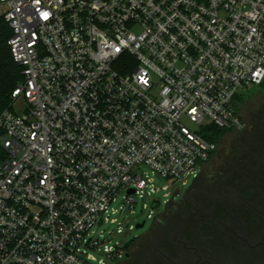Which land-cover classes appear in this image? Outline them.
<instances>
[{
    "label": "built area",
    "instance_id": "2783aa9c",
    "mask_svg": "<svg viewBox=\"0 0 264 264\" xmlns=\"http://www.w3.org/2000/svg\"><path fill=\"white\" fill-rule=\"evenodd\" d=\"M0 15L22 75L0 112V264H121L125 245L92 228L121 192L133 212L158 190L139 167L196 179L203 128H245L264 0H0Z\"/></svg>",
    "mask_w": 264,
    "mask_h": 264
},
{
    "label": "flooded vegetation",
    "instance_id": "af4514ba",
    "mask_svg": "<svg viewBox=\"0 0 264 264\" xmlns=\"http://www.w3.org/2000/svg\"><path fill=\"white\" fill-rule=\"evenodd\" d=\"M121 264H264V147L207 165Z\"/></svg>",
    "mask_w": 264,
    "mask_h": 264
},
{
    "label": "rangeland",
    "instance_id": "374dc122",
    "mask_svg": "<svg viewBox=\"0 0 264 264\" xmlns=\"http://www.w3.org/2000/svg\"><path fill=\"white\" fill-rule=\"evenodd\" d=\"M256 88V86H250L249 92L251 93L239 102L240 114L246 123L245 128L243 130H231L226 132L220 144L217 145L216 152L212 158L203 165L202 170L209 163L220 162L222 157L229 159L228 162L236 157L239 158L241 152L255 147L257 143L264 147V87L261 89ZM184 121L189 127H196L188 120L184 119ZM139 170L143 176L147 175L151 178L152 184L158 188V190L143 198L136 196L133 212H129L128 207L124 205L122 197L125 192H121L119 196L116 197V200L111 203L108 220L97 222L92 228L94 230V237L100 240L104 239L105 244L115 245L120 243L125 245L135 237L142 235L150 228L154 221L162 217L165 204L171 201L170 198L173 194L178 191L177 194L174 195V201H178L193 181L192 176H188L185 183L181 180L175 182H173V180H167L158 173L153 172L147 165H141ZM166 184H168V188L166 190L161 189V187ZM165 192L169 193L168 196H164ZM144 204H146V208H143ZM112 208L116 209V212L112 213ZM150 211L152 217H147ZM113 219H115V221H112ZM142 222H144L143 227H135L136 224ZM118 224H121L124 228V232L121 234L116 233ZM129 225H132L131 230L128 229ZM136 242L138 246L141 242L144 243V240L137 239ZM145 244L146 243H144V245ZM102 247L103 245L98 251L99 254L95 253L98 258L101 257L100 253Z\"/></svg>",
    "mask_w": 264,
    "mask_h": 264
},
{
    "label": "trees",
    "instance_id": "16d2710c",
    "mask_svg": "<svg viewBox=\"0 0 264 264\" xmlns=\"http://www.w3.org/2000/svg\"><path fill=\"white\" fill-rule=\"evenodd\" d=\"M10 36H11V28L9 27L4 17L0 15V112L6 108L11 109L12 91L17 86L18 82L22 78L21 66L13 60L10 49H9L8 39ZM255 86L257 87L256 89H261L262 87H264V80L260 84L255 85ZM250 93L251 92H248L246 94H239L235 98L237 113L240 116L241 114L239 110V102L241 99H243L245 96L249 95ZM231 130L233 129L220 128L212 124H209L203 128L201 134L206 139H208L209 141L215 144V149L210 153L208 159L202 164V167L205 163H207L212 158V156L216 152V147L218 144H220L223 135L226 132L231 131ZM258 145L260 144L257 143L256 146L258 147ZM251 149L252 147L249 150ZM232 160L233 159H231L230 162H228L229 159L222 157L220 159V162H215L212 164L224 163L225 166L229 168L230 164L232 163ZM212 164L209 163L208 165H212ZM136 241H137V237H135L130 242L125 244L127 252L133 251L136 249V246H137Z\"/></svg>",
    "mask_w": 264,
    "mask_h": 264
},
{
    "label": "water",
    "instance_id": "95a60500",
    "mask_svg": "<svg viewBox=\"0 0 264 264\" xmlns=\"http://www.w3.org/2000/svg\"><path fill=\"white\" fill-rule=\"evenodd\" d=\"M195 182V179H193V181H192V183L189 185V187L186 189V191H185V193L187 192V190L193 185V183ZM128 192H133V189H129L128 190ZM177 194V192H175L174 194H173V196L170 198V200H173L174 199V195H176ZM143 225H144V222H142V223H140V224H136V228H139V227H143Z\"/></svg>",
    "mask_w": 264,
    "mask_h": 264
},
{
    "label": "snow or ice",
    "instance_id": "6c2138e0",
    "mask_svg": "<svg viewBox=\"0 0 264 264\" xmlns=\"http://www.w3.org/2000/svg\"><path fill=\"white\" fill-rule=\"evenodd\" d=\"M45 15H47V14L45 13Z\"/></svg>",
    "mask_w": 264,
    "mask_h": 264
}]
</instances>
